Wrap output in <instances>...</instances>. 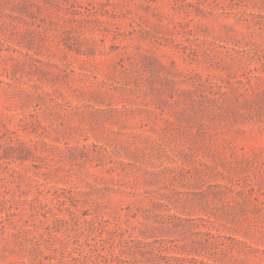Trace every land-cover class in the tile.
<instances>
[{
    "label": "rangeland",
    "instance_id": "obj_1",
    "mask_svg": "<svg viewBox=\"0 0 264 264\" xmlns=\"http://www.w3.org/2000/svg\"><path fill=\"white\" fill-rule=\"evenodd\" d=\"M69 262L264 264V0H0V264Z\"/></svg>",
    "mask_w": 264,
    "mask_h": 264
},
{
    "label": "trees",
    "instance_id": "obj_2",
    "mask_svg": "<svg viewBox=\"0 0 264 264\" xmlns=\"http://www.w3.org/2000/svg\"><path fill=\"white\" fill-rule=\"evenodd\" d=\"M100 256H101V257H105V255H103L102 253H100ZM73 260H77V258H73ZM66 264H71V262L66 263Z\"/></svg>",
    "mask_w": 264,
    "mask_h": 264
}]
</instances>
